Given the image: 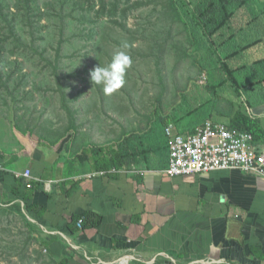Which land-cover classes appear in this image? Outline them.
<instances>
[{"label": "rangeland", "instance_id": "rangeland-1", "mask_svg": "<svg viewBox=\"0 0 264 264\" xmlns=\"http://www.w3.org/2000/svg\"><path fill=\"white\" fill-rule=\"evenodd\" d=\"M2 1L11 5L5 12L15 19L17 34L11 36L0 23V119H22L45 142L62 140L72 130L76 136L84 131L93 138L98 123L103 144L127 132L148 142L161 136V116L184 117L179 124L187 129L212 115L225 122L236 109L238 100L230 88L218 87L225 75L217 68L227 46L234 49L240 39L231 40L215 55L208 53L200 38L192 43L187 25L191 18L175 11L170 0H70L64 11L70 14L65 34L58 7H46L56 0ZM181 1L194 8L195 0ZM18 3L20 10L15 8ZM249 5L232 21L234 31L244 28L239 45L264 37V16L257 32L245 27L253 12L264 8V0ZM125 43L133 63L125 85L107 95L91 82L90 72ZM248 53L250 66L236 74L246 93L258 91L250 85L264 79V62L252 65L264 59V45ZM245 60L246 55L240 64ZM258 88L264 91V83ZM245 99L240 103L247 109ZM157 103L160 114L155 111ZM40 241L7 204L0 207V264H54L41 251Z\"/></svg>", "mask_w": 264, "mask_h": 264}, {"label": "crops", "instance_id": "crops-1", "mask_svg": "<svg viewBox=\"0 0 264 264\" xmlns=\"http://www.w3.org/2000/svg\"><path fill=\"white\" fill-rule=\"evenodd\" d=\"M259 85H250L256 92L242 89L243 98L251 99H245L248 107L243 109L264 127ZM100 129L98 123L93 138L72 130L62 140L45 142L22 119H0V203L21 200L15 190L26 192L18 181L29 182L22 174L30 170L31 183L42 188L31 193L28 204L43 211L37 224L31 222L42 240L51 239L40 247L49 260L264 264V178L235 170L172 178L164 173L169 153L163 135L144 143L151 151L149 164L105 174L90 161L72 164L92 144L115 148L121 137L103 144ZM87 213L99 216L101 223L86 229L72 223Z\"/></svg>", "mask_w": 264, "mask_h": 264}, {"label": "trees", "instance_id": "trees-1", "mask_svg": "<svg viewBox=\"0 0 264 264\" xmlns=\"http://www.w3.org/2000/svg\"><path fill=\"white\" fill-rule=\"evenodd\" d=\"M253 1L255 0H195L194 8H192L191 3L182 2L181 0H170V3L172 8L175 11H179L183 17L185 16L187 18H191V22L187 25L190 27L189 36L192 43L198 42L199 39L197 38H200V42L205 43L204 45L207 52H212V54L215 55L218 50L227 46L231 40L237 41V39H240L241 41V34H244V28L234 31L232 21L240 10L244 8V10H246L248 6H250V2ZM26 3L28 4V1H26ZM20 4L21 3L15 5L17 10H20ZM69 4L70 0H56V3L54 1H49L46 4V7L54 6L55 9L58 7V13L62 22L61 30L63 34L66 32V17L70 15L64 14V11ZM35 6H37V1L35 2ZM5 10H11V5L6 1L0 0V23H4L9 28L11 36H14L17 34L14 25L15 19L8 18ZM27 10H31L28 5ZM253 13V18L250 16L251 19L245 23V27L250 31L256 30L257 32L261 28L259 22L261 19L260 17L264 16V8H262L258 13ZM78 17L72 18L77 19ZM80 18L83 22L87 21V17L85 15L80 16ZM262 21H264V18ZM240 41L237 42V45H234V49L230 48L227 50L229 47L227 46L226 55L224 59L219 60V66L217 68L225 75L224 81L218 87L228 86L230 88L235 96V99L238 100L236 103V109L230 115L225 116V118H227V121L225 122L215 121L213 115L208 120L224 123L231 129L249 133L254 137L255 144L264 146V127L258 118L250 117L246 110L243 109V105L240 103V100L243 99V88L239 79L236 77L238 72L244 71L248 68V66H250L248 65V56L250 54L248 52L253 51V49L257 47L263 46L264 37H260L251 43H245V45H239L238 43H240ZM245 55L247 56V60H245L247 63L241 65L240 63ZM263 62L264 59L256 60L252 63V65H261ZM260 83H264V79L252 85ZM200 107H202V105ZM155 111L157 114L161 113L159 103L156 104ZM184 119V117H180L178 120H171L170 116H161V135L165 137L164 128L170 123L174 124V126L179 129L182 134H187V132L193 133L196 127L186 129L180 126L179 123H181ZM165 141L167 140L165 139ZM144 143L143 138H138L135 133L127 132L121 136L115 148L112 145L92 144L83 150L81 154L77 155L74 163L72 162V164L82 165L90 161L97 172L104 173L112 170H118L120 168L131 169L138 167L140 164H149L151 161V151L145 149L146 147ZM165 145L168 147L167 142H165ZM18 184L19 187L23 185L26 187V192L22 194L19 192V189L15 190V195L18 198H21V200L12 201L10 205H8V203H0V207L3 204H7L10 210L24 219L33 233H37L40 236V230H38L37 225H34L28 219L27 215L31 218V220L35 221L36 224L37 216H43V211L37 213V207L30 206L28 204L29 200H31V193L35 191L36 188L41 189L42 187L39 185L36 187V184L34 183L24 182L23 179H19ZM25 213H27V215H25ZM82 219V229H86L87 227H96L101 223V218L93 213L75 216L72 219V223L79 226L78 223ZM50 240L51 239H47L46 241L49 242ZM46 241L41 239L40 247L48 246V242ZM69 262V258H62L60 264H69Z\"/></svg>", "mask_w": 264, "mask_h": 264}, {"label": "built area", "instance_id": "built-area-1", "mask_svg": "<svg viewBox=\"0 0 264 264\" xmlns=\"http://www.w3.org/2000/svg\"><path fill=\"white\" fill-rule=\"evenodd\" d=\"M164 134L169 152L164 173L172 178L226 170L264 178V146L255 144L249 133L207 120L188 134L180 133L170 123L164 128ZM22 175L30 183L34 182L30 170ZM82 223L83 219L78 223L80 228Z\"/></svg>", "mask_w": 264, "mask_h": 264}, {"label": "clouds", "instance_id": "clouds-1", "mask_svg": "<svg viewBox=\"0 0 264 264\" xmlns=\"http://www.w3.org/2000/svg\"><path fill=\"white\" fill-rule=\"evenodd\" d=\"M128 47L126 43L116 47L105 64H98L90 72L91 82L107 95L117 92L126 83L127 72L133 63Z\"/></svg>", "mask_w": 264, "mask_h": 264}, {"label": "water", "instance_id": "water-1", "mask_svg": "<svg viewBox=\"0 0 264 264\" xmlns=\"http://www.w3.org/2000/svg\"><path fill=\"white\" fill-rule=\"evenodd\" d=\"M30 221H32L31 219H29Z\"/></svg>", "mask_w": 264, "mask_h": 264}]
</instances>
